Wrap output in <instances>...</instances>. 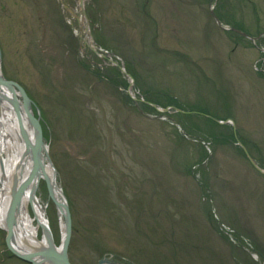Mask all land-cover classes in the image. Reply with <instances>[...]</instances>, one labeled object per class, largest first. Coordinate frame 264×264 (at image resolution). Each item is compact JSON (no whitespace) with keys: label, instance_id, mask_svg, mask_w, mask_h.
<instances>
[{"label":"rangeland","instance_id":"1","mask_svg":"<svg viewBox=\"0 0 264 264\" xmlns=\"http://www.w3.org/2000/svg\"><path fill=\"white\" fill-rule=\"evenodd\" d=\"M82 3L131 79L82 40L77 0H0V68L39 114L70 262L264 264V173L243 151L264 169V0ZM5 234L0 264H29Z\"/></svg>","mask_w":264,"mask_h":264},{"label":"bare ground","instance_id":"2","mask_svg":"<svg viewBox=\"0 0 264 264\" xmlns=\"http://www.w3.org/2000/svg\"><path fill=\"white\" fill-rule=\"evenodd\" d=\"M77 1L80 6L83 0ZM73 15L77 16L76 12H73ZM80 17L83 19L82 16H77L79 19ZM5 27L7 28L6 25ZM76 32L81 35L82 29H76ZM82 40L87 42V44L91 42L87 33ZM0 75H3L1 68ZM0 95V227L5 228V209L14 182H20L25 179L31 173L33 167L31 151L26 148L19 133V126L22 124L27 129L31 145L34 143V136L18 91L13 87L2 85L0 86ZM33 111L36 121L42 130L39 114L35 109ZM42 140L44 143L43 137ZM41 152L44 154L45 149H42ZM40 169L34 173L30 184L27 185L21 196L14 241L27 250L50 247L53 242L55 247L59 249L61 246L60 242L56 243L54 238L52 240V237H50L51 228L46 214V204L42 200L40 193V182L43 180L46 184L48 199L58 202L55 206L60 223L61 238L64 236L66 226L64 200L62 199L64 194L56 178V182L53 183V172L50 164L43 160ZM44 177L48 178L49 186H47Z\"/></svg>","mask_w":264,"mask_h":264},{"label":"water","instance_id":"3","mask_svg":"<svg viewBox=\"0 0 264 264\" xmlns=\"http://www.w3.org/2000/svg\"><path fill=\"white\" fill-rule=\"evenodd\" d=\"M80 10H81V14H82L83 18L85 19V23H86L85 24V31L91 40V42L88 44V46H90L95 52H97L100 55H102V54L104 56L107 55V52L102 53V52H100V49H98L95 46L94 40L92 39L91 32H90L89 27H88V20L86 18V14H85V10L83 8L82 2L80 3ZM213 16L216 18V16L214 14H213ZM217 22L219 23V21H217ZM241 33L243 35L248 36L251 39L254 38L252 35L247 34L245 32H241ZM109 59L111 60L112 58L109 57ZM126 74L131 76L129 73H126ZM2 85L13 87L18 91V93H19V95L23 101L24 108H25V111H26L27 116H28L29 124L32 126L33 136H34V143H33V145H31L30 141H29V135H28L27 129L25 127H23L22 124L19 126V130L21 132V137H22V139L26 145V148H27V150L31 151L30 154L33 158V167H32L31 173L27 177H25V179H23L20 182H18V181L14 182V185L10 191V198L8 200V203H7L6 209H5V230H6L5 244H6V247L12 254H14L18 258L25 260L31 264H71V262L69 261V258H68V254H67L68 243H69V239H70V235H71V215H70L69 207L67 205V202L65 200L64 195H62V199L64 200V213H65V217H66V226H65L64 236L60 240L61 246L59 249H57V247H55V243L53 242L54 246H53V243H51L50 247H44L42 249L27 250L14 241V235L16 232V221L18 218L17 213L19 211V206L21 203V196L23 194V191L25 190L27 185L30 184V181L32 180L34 173L41 170L40 167H41L43 160L47 161L51 166V171L53 172V178H52L53 183L56 182V180H55L56 170H55V167L51 161V158L48 155L46 145H45V143H43V140H42L43 136L41 133V128H40V125L37 123L36 118L34 116L32 101H31L30 97L28 96L26 90L23 88V86H21L16 81L11 80V79H6V78H4L3 75H0V86H2ZM0 98H1V95H0ZM16 109L18 110L17 106H16ZM171 120L175 124H178L175 120H173V118H171ZM180 130L182 131V129H180ZM42 149H45L44 154H42V152H41ZM243 151L245 152L249 161L258 170H260L261 172L264 173V169L257 165L255 160L252 158V156L250 155V153L248 152V150L245 147H243ZM40 159H42V160H40ZM44 179L46 180L47 186H49L48 178L44 177ZM54 203L58 204V202H54ZM50 237H52V240H53L52 232H50ZM105 259H106L105 257L100 258L96 264H102L103 261H105Z\"/></svg>","mask_w":264,"mask_h":264},{"label":"trees","instance_id":"4","mask_svg":"<svg viewBox=\"0 0 264 264\" xmlns=\"http://www.w3.org/2000/svg\"><path fill=\"white\" fill-rule=\"evenodd\" d=\"M97 41H98V39H97ZM180 113H182V112H180ZM187 113H192V112H187ZM182 116H183V117H186L185 115H182ZM182 116H181V117H182ZM179 122H180V120H179Z\"/></svg>","mask_w":264,"mask_h":264}]
</instances>
